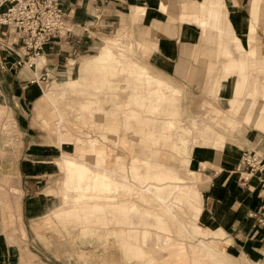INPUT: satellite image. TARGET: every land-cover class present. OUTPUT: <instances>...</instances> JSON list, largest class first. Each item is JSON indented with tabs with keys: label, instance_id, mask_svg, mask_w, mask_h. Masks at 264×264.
Masks as SVG:
<instances>
[{
	"label": "crops",
	"instance_id": "0c3cea01",
	"mask_svg": "<svg viewBox=\"0 0 264 264\" xmlns=\"http://www.w3.org/2000/svg\"><path fill=\"white\" fill-rule=\"evenodd\" d=\"M183 1L199 2L202 0H167L169 10L177 11ZM61 2L62 7L68 12L74 35L53 45L45 44L39 54L51 56L55 54V50L59 51L64 46H68L69 49L72 48L71 52L78 48H85L84 44L90 45L91 43L88 39L89 37L83 34L86 29L109 27L110 23L118 21V17L121 14L123 16L128 14L131 6L135 5L136 9L139 8L138 5L145 7L143 17L137 18L141 19V27L150 29L153 37L152 42L156 43L147 57L149 62L138 57L137 50L133 52V59L137 62L134 67L127 64L131 68H122L121 70L108 68L107 65L109 66V64L106 61L115 57H111L109 52L111 49L108 47V45L113 43L107 42L102 52L97 51L94 56L80 62L77 76L70 75L67 77L64 86L59 90V95L61 96V92L69 90L67 99L72 100L79 110L81 107L86 106V109H89L87 115L93 116L89 119L88 127L96 128L95 126L98 125V129H96L97 137H100V139L103 137L104 142L111 143L112 146L114 141L119 142L117 148L127 150V152L130 151L131 157H136L138 167L145 165L164 167L165 165L161 163L151 162L145 158V156L150 157V155L153 156L156 153L157 155L160 154V157L165 159V161L168 160L169 163L177 162L178 154H181V152L178 151L177 153L174 150L175 154H177L175 155L171 151H167L165 148H168L167 145L169 144L160 137L162 136L160 134L161 126L164 122L162 119L159 121L157 118L148 120L144 119L145 117H140V119L137 117V120L133 121L134 124L132 123L133 127L136 128V132H134L137 135L136 137L128 134L131 130L128 126L130 123L129 121L126 123L125 118L118 120L117 123H112L108 121V117L119 113L125 116L128 110H136L142 113L144 94L150 88L147 87L149 84L154 85L155 95L159 96V100H162L165 96L159 94L161 90L154 84L155 77L159 78L162 76L172 88L179 91L181 90L180 86L176 85L170 77L180 80V82L188 83L191 81L194 90H199V85H201V88L205 85L204 91L208 89L209 92L213 71L206 68L217 59L216 41L205 39L201 42L198 52L193 51L200 42V30L192 23H180L178 20L168 23V15L162 13L159 9L160 0H61ZM223 2L227 11V18L234 32L241 38L242 42H245L252 21V0H223ZM6 7V5L0 6V14L6 10ZM123 16L121 17L123 18ZM263 21L264 3H261L256 32L262 38H264ZM120 27V24L116 26L114 33ZM4 28V26L0 25V41H11V37H8L9 34H5ZM105 38L112 39L113 36H106ZM137 41V43H140L139 40ZM14 49L15 53H7V51L0 48V93L2 92L3 96L7 97L5 98L8 99L5 105L14 113L10 119H5V122L12 124V128H14L13 134L14 136L16 135L13 138L21 141L20 147L9 145L3 148L4 151L0 149V264H26L23 262L22 256H19L16 236L22 235V233L27 234L28 229H31L32 232L33 223L49 213L47 206L44 208L42 199L45 198L40 196V194L45 188L44 184L53 173L49 165L51 161H45L49 154H43L42 137L33 133L34 121L28 116V113H25L27 103H31V100H28L23 93L29 81L26 75H21L22 69L18 68L19 65L16 62L19 59L23 61L26 56L23 54V49H19L17 45H14ZM198 53L203 58L207 57L205 74L200 67L199 61L195 62V60L201 59ZM262 58L259 57V59ZM44 61L45 57L40 56L37 64L38 62L42 64ZM111 62L118 64L116 61ZM145 63L150 66L152 64L158 71L151 69V72H145ZM140 70H142L141 73H139ZM145 74L148 75L150 83H146ZM72 78L74 79V85L70 87L68 83ZM231 81L234 80L228 78L224 82L223 89L217 93L219 94L218 98L227 103V107H229V102L232 99L241 98V96L233 97L230 94L228 83ZM259 81L260 85L254 97V102L256 103L254 113L257 110L254 117L253 111V115L251 114L246 120L243 117L240 119L238 115H230L227 112L226 115L232 119L230 127L227 129L220 128L211 123L215 129L206 125L202 128L197 142L193 144V147L200 145L203 149V151L193 150L192 155L201 156L202 158L197 160V164L193 162V166H191L196 171V187L198 183L197 172H199L202 182L200 189L197 187L203 202L199 221L204 230L217 231L214 235L219 234V250L224 256L229 257L233 264L236 261H247L249 264H264V188H262L258 177L255 175L243 180L245 174L238 169L242 152L245 150L253 151L264 159V102L261 106L259 103L260 99L264 101V73L259 74ZM207 85L208 88H206ZM168 93L171 92L169 91ZM168 96L172 97L174 101L168 106L169 112L174 113L176 117L180 116L182 111L180 109V100L177 101L176 99L178 96L170 94ZM258 103L259 105L257 106ZM42 114L40 115L42 120L49 125L50 119L42 117ZM59 115L57 119L60 120ZM98 116L99 122H97L96 118ZM102 117L106 120H102ZM251 118H253V127L240 126L242 122H249ZM58 122H56L58 125V127L56 126V135L63 145V140H65L64 132L61 130V124L59 128ZM79 123L82 125L81 122ZM115 124H118L117 128L113 127ZM239 127H241L240 130ZM120 130L123 132H120ZM86 133L89 135L88 132ZM78 134L79 131L75 135L76 138H73L74 143L81 139ZM97 137L94 138L98 139ZM90 138L93 137L90 136ZM6 141H8V136ZM104 146V148L100 149V154L124 156L119 151H115L113 154L105 144ZM174 146L176 149L183 150L177 142ZM97 149L94 146V150L97 151ZM171 149L173 148L171 147ZM190 153L191 150L187 158H189ZM174 155L177 158L175 162L174 158H171ZM181 157H183V153ZM183 161L189 164L188 160L185 159ZM169 165L172 166L171 164ZM196 165L198 166L196 167ZM181 172L185 174V177H191L193 174L188 168L181 170ZM71 181L73 182V180ZM113 182L119 181L110 180L107 183V180H105L104 186H112ZM121 182L123 185L115 186H122L126 189L137 187L127 181ZM100 186L102 185L97 184L95 187ZM177 197L186 201L189 200V203L192 201L190 196ZM115 200L117 198H111L110 203L121 204L122 206L111 205L106 212L80 211L74 206V200L72 204L59 209V203L57 208H53L52 217H55L67 233L70 229L78 228L81 236H89L97 235L98 229H104L105 234L101 237L102 241L104 244L108 243L111 248L115 244L119 248L121 255L123 254L124 260V253L127 252L129 258H139L144 260L146 264H151L154 261L160 264L162 260H165L164 262H168V264H176L178 262H180L179 264H185L186 251L192 254L190 247L193 245L188 243H169L167 247L162 248V239L159 234L137 228L138 226L151 225L149 221L141 215L138 219L135 218L134 214H137V210L131 209L126 204L128 200H121L118 203L114 202ZM118 208H120V211H116ZM70 209L73 210L67 211ZM110 210L116 211V213L108 212ZM168 212L170 216H174L171 208ZM17 225H20V227L23 225L24 229L18 228ZM127 225H129L130 229H128L127 233L130 234V231H132L131 235H136L134 238L137 240L136 244L131 241V237L127 243L124 240V232L122 230L127 229ZM154 226L159 229L162 228L158 220ZM204 230L196 228L197 232L206 234L207 231ZM119 238L121 240H118ZM112 241H114V244ZM146 248L150 252L144 251ZM164 251L168 254L161 257V253ZM169 257H173L176 262L172 263L168 259ZM201 257L203 258V256ZM198 258L196 260L199 263L200 257Z\"/></svg>",
	"mask_w": 264,
	"mask_h": 264
},
{
	"label": "rangeland",
	"instance_id": "374dc122",
	"mask_svg": "<svg viewBox=\"0 0 264 264\" xmlns=\"http://www.w3.org/2000/svg\"><path fill=\"white\" fill-rule=\"evenodd\" d=\"M184 2L185 1H183L182 4ZM216 2L217 5L210 4L209 6L217 11V15L221 18L222 23H224L225 26L229 25L230 27L231 23L227 18V11L223 0H216ZM160 3L162 6L160 11L168 15L169 23L174 22L175 20H178L179 22L181 21L180 18H178L180 16V11L178 9L177 11L169 10L167 0H161ZM261 3H264V0H252V21L249 26L248 36L253 37L250 39L247 36L246 38L248 43L251 40L257 59L261 57L260 47H262L264 43V38L260 37L256 32L259 21V7ZM138 6V9H136L135 5L131 6L128 14H124V16L121 14L123 18L119 16L118 21H114L112 24L110 23L109 27H102L99 29L88 28L86 31L83 30V34L89 37L88 39L91 41L90 45L84 44L85 48H78L74 52H71L72 48L69 49L68 46H64L59 51L55 50V54L51 56H46L42 53L36 56L31 54L30 58L27 56L18 66L19 69H22L21 75H26V78L29 81L28 86L23 93L28 100H31V103H27V110L25 113H28V116L34 121L33 133L42 137L43 154H49V157H46L47 159L45 158V161H51L49 165L51 166V170H53L52 175L44 184L45 188L42 190V194H40V196H44L45 198L42 199L44 208L47 206L46 208L49 213L33 223L32 232L31 229H28L27 234L22 233V235L16 236L19 256H22V259L24 260L23 262L26 264H146L144 260L139 258H129L127 252L124 253V260L123 254L121 255V252L119 248L115 246L114 241H112L114 244L112 248L108 243L104 244L101 239L105 234L104 229H98L97 235L89 236H81L78 232V228L70 229L67 233L55 217H52L53 208H57L59 203V209H61L64 206L72 204L73 200L75 201L74 206L77 209H80V211L89 210L106 212L107 209H110L111 205H117L118 207L122 206L121 204L110 203L111 198H117V200L114 201L117 203L121 202V200H128L126 204L129 205L131 209L137 210V214H134V217L138 219L141 215L151 224L149 226H138L137 228L146 229L151 233L159 234L162 239V248L167 247L169 243H188L193 245L190 247L192 250L188 248L192 254L189 251H186L185 264H233L231 259L224 256L219 250V234L214 235L217 231L205 229L207 231L206 234L196 231V228L204 230L199 221L203 202L198 189L202 186V182L200 174L197 172V189L196 171L191 166H193V162L194 164H197V160H200L202 157L192 155V153L194 152L193 150L203 151V149L200 145L193 147V144L199 139L201 130L204 126H212L213 128L216 126L227 129L232 124L231 117L226 115L227 112L230 115H235L229 111L230 106H222V101L218 98L219 94L216 93L215 96L210 95L208 89L204 91L205 85H203L202 88L201 85H199V90H194L191 81L188 83L180 82V80L178 81L173 77H170L176 85L180 86V91L173 88V91H170L171 93H167L162 100H159L155 95L154 85L149 84L147 87H150V90L147 89L144 94V104L142 107L143 109H141L142 113L137 112L136 110H128V113H126L125 116L119 113L115 116L108 117V121L112 123H117L118 120L122 118L128 119L129 117V123L131 125L128 124V126L131 130L128 134L136 137L137 135L134 133L136 132V128L132 125V123L134 124L132 119L133 115H137L139 119L140 117H145L144 119L148 120L157 118L159 121H161V119L164 121L161 126L160 134L162 136L160 137L162 140L165 139L169 144L167 145L168 148L165 149L171 151L172 154H175V151L177 153L179 151L181 154L183 153V157H181V154H178L179 157L177 159L175 158V155L177 154H175L171 158H174V162L177 159V162L169 163L168 160L165 161V159H162L160 154L157 155V153L153 156L150 155V157L145 156V158L151 162L165 165L162 168H166V173H169L172 178L163 181L138 178L135 174H145L147 172V165L137 167L136 157H131L130 151L127 152V150L117 148L119 142L114 141L113 143V146L116 147V149L111 143L104 142L103 137L101 139L100 137H97L98 134L96 133V129H98V125L95 126L96 128L88 127L89 119L93 117L92 115H87L89 109H86L87 107L84 106L79 110L77 105L73 104L74 102L72 100H68L67 96L69 90L63 93L61 92V96L59 95V90L64 86L67 77L70 75L77 76L80 62L94 56L97 51L102 52L107 42L113 43L112 45H108L111 50L107 51L111 53V57H115L106 61L107 64H109V66L107 65L108 68L111 67V69L121 70L122 68L128 69L134 67L137 62L133 59V52L137 50V56L143 58L146 62H149L147 57L152 50H150L149 53L144 52L142 44L137 43V40L152 43L153 37L149 28L140 26L141 19L138 18L143 17L145 7L142 5ZM119 24L121 25L120 29L114 33V28L119 26ZM252 29L254 32H252ZM206 32L214 38L217 37V33L212 28L207 29ZM106 36H113V38L108 39L105 38ZM215 41L218 48V37L215 38ZM55 43L56 42H51L49 44L53 45ZM40 56H44L45 61L42 64H40V62L37 64V60ZM198 56L201 57L200 53H198ZM111 61H116L118 64L116 65ZM197 61H199L200 67L205 74V61H207V57H201V59L195 60V62ZM127 64L131 67H128ZM215 64L216 62L209 64L206 69L209 68L213 71ZM145 67V72H151L152 70L158 71L152 64L150 66L145 63ZM141 72L142 70L139 71V73ZM223 75H227V78H231L238 83L235 91L231 90L230 94L233 97H243L240 90L241 82L243 80L241 75L238 72H223ZM159 78L163 77L160 76ZM148 79V75H146V83H150ZM68 85L70 87L74 85L73 78L69 81ZM206 88H208V85ZM169 94L172 96L177 95V101L180 100L182 114L178 117H176L174 113H170L168 110V106L171 105L172 102L174 103L173 98L167 96ZM5 98L7 97H4L1 92L0 149L2 151H4L3 148L8 147L9 145H12V147H20L21 144L19 139L17 140L13 138L16 135L14 136L13 134L14 128H12V124H7L5 122V119H10L14 115L12 110L5 105L6 100H8ZM263 102L264 101L260 99V106ZM254 103L255 102H253L252 105L253 117L257 113V110H255L254 113V107L256 106V103ZM217 111L219 112L217 119L209 117V114ZM41 114L42 117L50 119L49 125L42 120L40 116ZM58 114H60V120L57 119ZM241 114L242 112L239 113L238 118H241ZM96 118L97 122H99V116ZM101 119L104 121L106 120L103 119V117ZM246 119L247 118H244V120ZM57 121H59V128L61 124V130L64 132L63 135L65 140H63V145L61 144L62 141L56 135V128L58 127L56 124ZM78 121L81 122L83 126ZM252 121L253 118H251L249 122H242L240 126H247V128L253 127ZM125 122L127 123V121ZM117 125L118 124H115L113 127L117 128ZM240 128L241 127H239V130ZM78 131V136L81 137V139L74 143L73 138H76L75 135ZM86 132H88L89 135H87ZM120 132L123 131L120 130ZM7 136L8 141H6ZM90 136L93 138H90ZM94 137H97L98 139H95ZM145 138L149 139L148 137ZM176 142L183 148L182 151L179 148H175L174 144ZM104 144L109 148L111 153L114 154L115 151H119L122 152L124 156H108V154H100V149L105 147ZM94 146L98 148L97 151L94 150ZM171 147L173 149H171ZM190 150L191 153L189 158H187ZM246 151L247 150L243 151L242 154ZM185 159L189 161V164L183 161ZM197 166L198 165H196V167ZM185 167L192 171L193 174L191 177H185V174L181 172V170L186 169ZM95 169L100 170L102 175L96 176L95 173L97 171H95ZM71 180H73V182ZM105 180H107V183H109L110 180L119 182H113L112 186L105 187ZM121 181H127L137 187L126 189L122 186H115L123 185ZM97 184H101L102 186L95 187ZM167 185L174 187V190L171 195L164 197L161 192ZM184 195L190 196L192 202L197 206V209L188 201L177 197ZM141 197L143 198L141 199ZM169 207L174 216L169 215ZM72 210L73 209L67 211ZM116 211H120V208ZM116 211L110 210L108 212L116 213ZM157 220L160 221V224L162 225V228L160 229L154 226L157 224ZM152 224L154 225L152 226ZM21 226L22 227L17 225L18 228L24 229V226ZM127 226V229L122 230L124 232V240H126L127 243L131 237V241L136 244L137 240L134 239L136 235H131L132 231L128 234L127 231L129 225ZM118 240H121V238ZM144 251L150 252L148 248L144 249ZM161 254L162 257L168 253L164 251ZM201 256H203V258ZM198 257H200L199 263L198 260H196V258L199 259ZM168 259H170L172 263L176 262L173 257H169ZM164 261L165 260H162L160 264H168V262ZM179 263L180 262L176 264ZM151 264H158V262L154 261ZM234 264L249 263L247 261H236Z\"/></svg>",
	"mask_w": 264,
	"mask_h": 264
},
{
	"label": "bare ground",
	"instance_id": "6f19581e",
	"mask_svg": "<svg viewBox=\"0 0 264 264\" xmlns=\"http://www.w3.org/2000/svg\"><path fill=\"white\" fill-rule=\"evenodd\" d=\"M216 3V0H202L199 2L185 1L178 8V10L180 11V16L178 18H180L181 20L180 23H192L196 25V27H198V29L200 30V42L193 49V51L197 52L199 50L200 44L203 40L212 39L214 41L215 38L218 37V48L216 56L217 59L215 61L216 64L213 70L209 93L210 95L215 96L216 93L223 89L224 82L228 79L227 75H223V72H238L243 78L240 89L243 97L232 99L229 102V111L238 116L239 113L243 111L241 117L249 118L253 111L252 105L254 102V97L256 95L258 86L260 85L259 74L264 73V43L261 47V57L263 58L257 59L255 49L251 40L249 43L247 42V40H245V42H242L240 37L237 36L234 32L232 26H225L224 23H222L221 18L218 17L217 11L214 10L213 7L209 6L210 4L217 5ZM161 7V3H159V9H161ZM210 28H212L217 33V37L214 38L211 35H207L206 31ZM252 32H254L253 29ZM252 37L253 36H248V38L250 39ZM139 41L142 44L143 51L148 53L155 47L156 44L154 42L146 43L143 40ZM154 84L160 88L161 93L159 92V94L161 95L166 96L169 91H173V88L164 78H155ZM228 85L229 91H235L238 83H236L235 81H231L228 83ZM157 98H159V96H157ZM222 106H227V103L222 101ZM218 116V111L209 114V117L214 119H217ZM132 119L133 121H136L137 115H133ZM126 121H129V117L128 119H126ZM95 171H97L95 173L96 176L102 175L100 173V170L95 169ZM135 175L138 176V178L153 179L157 181H163L172 178L169 173H166V168L164 169L162 167H153L149 165H147V172L145 174L140 175L136 173ZM173 190L174 187L167 185L161 193L164 196H168L171 195ZM190 203L197 209V206L192 201Z\"/></svg>",
	"mask_w": 264,
	"mask_h": 264
},
{
	"label": "built area",
	"instance_id": "2783aa9c",
	"mask_svg": "<svg viewBox=\"0 0 264 264\" xmlns=\"http://www.w3.org/2000/svg\"><path fill=\"white\" fill-rule=\"evenodd\" d=\"M6 10L0 14V25L11 41H0V48L15 53L14 45L28 58L38 55L45 44L60 42L74 35L68 12L61 0H0ZM19 59L16 64L20 65ZM245 177L257 176L264 188V159L253 151L241 155L238 165ZM261 264V263H254Z\"/></svg>",
	"mask_w": 264,
	"mask_h": 264
}]
</instances>
